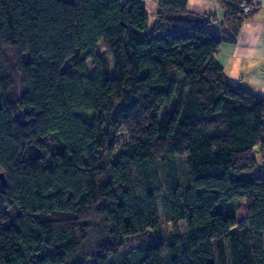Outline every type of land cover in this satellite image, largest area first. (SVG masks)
Masks as SVG:
<instances>
[{"label":"trees","instance_id":"obj_1","mask_svg":"<svg viewBox=\"0 0 264 264\" xmlns=\"http://www.w3.org/2000/svg\"><path fill=\"white\" fill-rule=\"evenodd\" d=\"M221 5L0 0V264H264V96L216 58L260 4Z\"/></svg>","mask_w":264,"mask_h":264},{"label":"crops","instance_id":"obj_2","mask_svg":"<svg viewBox=\"0 0 264 264\" xmlns=\"http://www.w3.org/2000/svg\"><path fill=\"white\" fill-rule=\"evenodd\" d=\"M222 1L187 0V9L211 15V27L217 29L224 15ZM254 1L260 4L258 12L242 23L234 43H221L216 58L230 83L264 96V0Z\"/></svg>","mask_w":264,"mask_h":264},{"label":"rangeland","instance_id":"obj_3","mask_svg":"<svg viewBox=\"0 0 264 264\" xmlns=\"http://www.w3.org/2000/svg\"><path fill=\"white\" fill-rule=\"evenodd\" d=\"M143 5L146 9L147 12V17H148V28H151V25L153 24L154 20H155V12L157 9V0H143ZM98 51L101 49V45L99 44L97 46ZM89 73H91V67L89 65ZM126 139L125 135L121 134V141H124ZM158 205V211H159V217L161 219L162 222V226L164 228L165 234L168 233L171 229V225L167 222H165L163 215H162V208L160 203L157 204ZM247 204L246 201L244 199H240L239 204H237V208L234 211L235 216L237 217L238 220H242L245 218L246 213H247ZM183 224L179 223V230H180V235L182 240L184 241L185 236H184V228H183ZM133 240H129L125 243V245H123V247L121 248V250H126L128 249L131 245H133ZM162 256H163V262H166V259L168 258V253H167V247L165 246L162 250Z\"/></svg>","mask_w":264,"mask_h":264},{"label":"water","instance_id":"obj_4","mask_svg":"<svg viewBox=\"0 0 264 264\" xmlns=\"http://www.w3.org/2000/svg\"><path fill=\"white\" fill-rule=\"evenodd\" d=\"M0 180L2 183H4V176H3V173H0Z\"/></svg>","mask_w":264,"mask_h":264}]
</instances>
